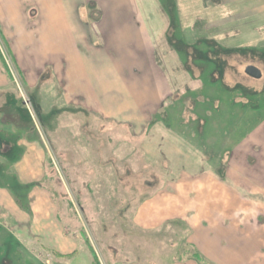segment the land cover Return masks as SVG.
Wrapping results in <instances>:
<instances>
[{
    "label": "rangeland",
    "instance_id": "rangeland-1",
    "mask_svg": "<svg viewBox=\"0 0 264 264\" xmlns=\"http://www.w3.org/2000/svg\"><path fill=\"white\" fill-rule=\"evenodd\" d=\"M34 1L15 0L13 3L20 6ZM74 1L36 0L35 3L40 6L36 21L31 19L27 26H21L18 22L15 28L10 29L11 32L4 30L5 37L12 42H1L0 26V82L5 80L8 84L6 92L0 90V132L3 118L9 128L5 133L9 145L17 143L14 141L15 134L23 137H28L25 133L38 135L36 140L40 146L36 152L44 154L43 146L47 150V181L44 185L48 193L44 196H49L46 205L52 212L48 221L65 226L61 233L57 227L55 230L43 228L41 234L35 232L37 227L31 228V212L27 205L30 202L28 194L35 184L20 186L14 180L15 172L8 169L10 161L16 160L18 156L23 158L24 154L21 153L24 147L4 159L0 152L1 187L13 196L23 211V216L15 223L7 224L0 217V264H186L187 258L201 264L203 255L200 256L197 249L194 252V248L186 247L184 241H187V229L197 228L194 220L203 224L205 220L197 217L201 214L205 216L206 213L209 214L208 223L203 224L205 228L198 225L199 233L212 227L214 243L220 242L224 233L230 244H235L239 249L245 248V260L248 263L264 264V212H259L264 203L256 201V197L264 198V185L242 189L253 199L239 203L252 207L246 209L245 217L241 220L232 212L237 209V203L230 201L228 211L232 213L222 217L219 213L221 205L224 206L222 196L215 195V198L221 199V203L217 199L215 203L209 202L206 198L211 195L210 186L213 194L222 188L217 179L224 177L225 163L244 161L249 168L255 167L254 164L259 168L264 159V139L261 138L264 134V19L262 41L258 43L247 41L257 35L253 26L239 27L246 31L238 40L247 41L239 47H236V42L227 43L223 39L212 41L209 38L219 35L218 28L205 20H199L191 44L180 42L181 37L177 34L173 36L171 32V37L158 46L161 58L164 52L170 57L173 49L177 51L182 57V62L178 60L180 66L190 74L194 72L197 84L185 87V81L182 80V84H178L182 88L177 89V83L173 82L176 75L172 73L167 87L160 84L163 90L159 94H162L163 100L156 113L150 116L152 125L149 132H152L150 134L154 139L150 141L148 154L144 152L141 155L145 140L143 143L140 138L130 139L133 133L125 124L103 120L98 114H91V109L80 106L81 98H69V95L87 93L88 87L93 85L92 75L87 74L86 68L82 66L85 62L87 67L93 64L91 59L77 51L78 43L67 44L68 52H60L65 56V62L61 60L56 52L64 45L46 41V26L52 24V14L58 12L60 3L65 7H74ZM91 1L89 5L96 4L95 0ZM211 1L197 0V6L202 7L205 2L210 4ZM9 2L2 0L7 8ZM101 2V6L108 8L110 5L111 9L117 5H125L126 8L131 0ZM152 2H137L138 6L144 4L151 7L145 8L150 22L155 20ZM160 2L173 21L174 14L170 11L173 4L167 0ZM100 12L99 8L91 13L96 18ZM78 20L86 25L92 18L88 12L85 15L79 12ZM123 37L127 38L126 35ZM158 54L156 57H159ZM133 61L142 71V79L130 69ZM125 62L131 70L128 89L123 88L126 100L135 111H143L141 101L145 98L146 88L151 87L150 100H154L157 85L164 81V78L151 74L147 67H153L154 63L162 66V61L160 58L157 61L150 58ZM248 65L259 67L262 78L254 79L247 75L245 68ZM174 66L179 69V65ZM171 67L176 70L173 65ZM164 88L168 92H164ZM155 109L156 106H151V110ZM212 111L215 119L213 125L210 124ZM133 115V130L138 131L148 116L145 113L142 118L141 114ZM88 118L92 121L90 126L93 133H98L94 137L85 133ZM85 119L86 125L83 123ZM205 120L208 129L205 128ZM13 121L20 125L16 126V131ZM158 123L164 127V134L168 132L175 139L168 140L167 148L162 151L159 143L166 147L164 143L167 140L158 138L161 137ZM111 125L114 129L104 128ZM209 128L212 129L210 135ZM99 132H102V138ZM243 135L247 138H242ZM31 140L35 142L33 138ZM130 149L138 153H127ZM174 150H177L176 154L170 152ZM158 158L169 161V165L166 164L168 170H162L161 167L157 169ZM143 160L149 163V167L143 165ZM178 163H203L198 167V173L207 167V163H212L215 180L207 187H194L192 180L188 179L190 182L187 183L191 186L183 187L182 191L173 182H166L162 186L160 183H163V178L176 175L179 180L181 174L187 176V172H180L179 168L171 170ZM230 172L228 169L223 180L233 185L239 179ZM20 173L26 177L25 171L21 170ZM246 173L254 176L256 172L249 170ZM193 174L196 177V173ZM186 193L192 194L191 204ZM190 205L192 210H198L197 217L180 220L183 213L188 215ZM211 206L212 210L209 209ZM139 212L146 215L147 219L136 217ZM38 218L43 225L47 222L44 213L38 214ZM202 237L203 233L199 239L205 242ZM70 252L75 253L67 255ZM213 259H220L219 254Z\"/></svg>",
    "mask_w": 264,
    "mask_h": 264
},
{
    "label": "crops",
    "instance_id": "crops-1",
    "mask_svg": "<svg viewBox=\"0 0 264 264\" xmlns=\"http://www.w3.org/2000/svg\"><path fill=\"white\" fill-rule=\"evenodd\" d=\"M95 1L96 2L94 3L96 4L89 5V3L92 2L91 0H75L73 2L74 7L70 5L65 7L63 6V3H60V9L58 10V12L52 14V24L49 23L46 26V35L48 37L46 41L48 43L57 44L58 46L64 45L63 47H60L56 52L58 57L61 58V60H63L64 62L65 56L60 52H64V50L65 52H68L69 47L67 44L78 43L77 51L91 59V64H93L92 67H87L86 62L82 65L84 69L86 68L87 74L92 75L93 85L88 87V92H84L83 95L82 93H79V95H69L70 100L81 98L82 101L79 102L80 106L91 109V111H89L91 114H98V116H100L103 120L107 119L110 122L125 124L127 129L130 128L132 130L133 134H130V139L140 138L142 139L143 143L145 140V149L141 148V155H143L144 152L148 154V149H150V141L154 139L150 134L152 132H149V128H151L152 125L150 116L156 113L158 106L163 100L162 94H159L160 91L163 90L160 84H165V87L168 86V84L170 83V80L168 79L171 78L170 73L176 75L173 78V82L174 84L177 83V89L182 88L180 85H178L179 83L182 84V80L185 81V87L197 84V76H195L194 72L190 74L187 71L183 70L180 66L178 60L182 62V57L177 51L172 48L173 52L170 54V57L166 56V52H164L162 58L161 54H158L160 52L158 46H161L160 44H162L163 41H167V37H171V32L173 36L177 34L181 37L180 42L183 41L184 43L191 44V37H193L195 31L197 30L198 21L205 20V22L209 25L218 28L217 33L219 35L209 38L212 41L223 39L222 41L225 40L227 43L236 42L238 44L236 47L241 46V43H245L247 41H257V43L262 41L261 30L264 19V0H212L210 4L206 3V1L205 4L202 5V7L201 5L197 6V0H187L186 2L183 0H167L170 1L174 6L173 9L170 10L174 14L173 21L170 20V16L166 13V9L161 5L160 0H153L151 4V6L153 5V12L155 13V20L153 22L149 21L146 14V10L151 7L145 6L144 4L138 6V0H131V2H129V6L126 8L125 5H117L115 8L111 9H109L110 5L108 6V8H106L105 6H101V0ZM13 2L15 3V0H10L9 6L7 8V6L2 3V0L0 1V26L2 43H7L10 41L12 42L11 39L9 40L5 37L4 30H6L7 32H11L10 29L15 28L14 25L18 22L21 23V26H27V22H29L31 19L36 21L38 18L37 16L40 13V6L35 3L36 0L31 3L29 2L24 3L20 6L18 5L19 7L14 5ZM99 8L101 11L99 17H93L91 12L95 10L97 11V9ZM79 12L83 13V15L88 12L89 16L92 18V21H90V23L86 25L82 24L81 21L78 20ZM30 23L31 22H29V24ZM241 26H253L255 34H257L256 37L255 35H253V38L251 36L247 41L238 40L242 33L244 34V31H246V29H240L239 27ZM219 28H221L220 31ZM123 35H126L127 38H124ZM212 43L213 42H211V44ZM222 47L228 48L225 45H222ZM74 48H76V46H74ZM157 49H159V51H157ZM91 54L92 56H90ZM156 54H158L159 57H156ZM150 58L155 59V61H157V59L159 58L161 59L162 66L154 63L153 67L147 68L151 74L164 78V81L159 82V84L157 85L156 99L154 100H150L151 92L149 90L151 87L149 89L146 88V93L144 95L145 98L143 99V101H141L143 111H140L139 109H136L135 111L131 103L126 100V94L123 91V88L124 90H126V88L128 89V84L130 81L129 75L131 74L130 69H132L133 73L137 74V77H141L139 79H142V71L140 72L138 64L134 61L130 63L131 68H127L128 66L126 65L125 60H147ZM167 60L168 63H166ZM171 65H173L174 68V65H179V69L175 68L176 70H174ZM1 73V75H3V72ZM0 84V90L6 92L8 90V88H6L8 84L5 82V80L1 81ZM65 91L68 94L67 90ZM164 92H168L167 88H164ZM151 106H156V109L151 110ZM143 113L148 116V119L142 121V124L144 125H142L141 129H139L138 131L133 130V126L135 123V116L133 114H141L140 116L142 118ZM213 113L214 112L212 111L210 121L211 125H213L215 121V119L213 118ZM145 122L148 123L145 124ZM83 123L84 125H86V119ZM90 123H92V121L88 118V127L87 130H84H86L85 133H89L90 137H94L98 133H96V131L93 133ZM158 124L159 128L161 127V131L159 130L161 137L158 138L160 140H167L164 143L166 147L163 146V143H159V148H161L160 151H162V149L167 148L168 140L174 141L175 139L174 137H171V134H167L168 132L164 134V132L162 131L164 130V127H162L160 123ZM207 124L208 122L205 124V128L207 127ZM16 126L20 127V125L14 122V130L16 129ZM104 128L114 129L113 125ZM153 128L154 127H152V129ZM8 129L9 128H7V121L1 118L0 152L3 155V157H1L2 159H4V157L6 158L12 156V153L15 152L16 154L17 150L21 151L23 150L22 147H24V152L21 153V155L24 154L23 158L18 156L16 160L10 161L11 164H9L8 169H11V171L13 170L15 172L16 178H14V180L20 186L35 184V187L30 189V192L28 194L30 202L27 206L29 207L31 212V228L37 227V231L35 232L37 234H41L43 228L55 230L57 227L61 233V231L65 229V226L63 224L55 223L57 225L56 226L54 223H49L48 221V218H50L49 215H51L52 212L49 211L50 209L46 205L49 196H44L48 193L44 185L45 181H47L45 179V172L47 173V167H45V164L47 166L46 148L40 143L43 146L44 154L36 152L40 145L36 140L38 138V135L36 137L34 133H25V135L28 137H23L21 136V134H15L16 139L14 141H17V143L15 145H9V142L5 140V133H7ZM210 129L211 128H209L208 131L209 135L211 134ZM34 130L37 132V129L34 128ZM99 133L102 138V132ZM209 135H207V138ZM22 138H25L24 141H22ZM32 138L35 140V142L33 143L31 140ZM242 138H247V136L244 137L243 135ZM261 138L264 139V134L261 136ZM255 150L257 151V149ZM176 151L177 150H174V152H170L176 154ZM127 153L133 155L138 152L130 149V151H127ZM33 154H35L36 156H34ZM245 155H249V153H246ZM158 160L159 161L157 162V169H159L160 167L162 168V170L169 169L166 165L167 163L169 165V161L167 162L166 159L162 160L159 158ZM142 163L143 165H148L146 167H149V163L146 164L144 160ZM202 165L203 163H178L176 167H171V170L179 168L178 170H180V172L185 173L186 171L187 173L185 175L187 176H183L180 173L181 175L178 177L179 180H177L176 175L172 176L171 178H158V180L161 179V181H163V183H160L162 184V186L165 185L166 182L175 183L179 191H182L183 187L191 186L190 183H187V181H189L188 179L192 180V182L194 183L192 185H194V187L196 185L207 187L208 184H212V182L215 180V176L212 173L214 165L212 163H207L205 165L207 167L204 168V170L202 168V171L198 173V167ZM253 166L255 167L249 168L244 161L237 162V164L228 163L226 165L225 163V167L223 169L224 173L222 175L224 177L217 179V183L220 184V187L222 188L220 189V191L213 194L212 187H209L211 188L209 190L211 192V195L207 192L209 195L206 196L209 202L212 201L213 203H215L216 199L218 200V202H220L221 199L219 197L215 198V195L222 196L224 206L221 205V208L219 210V213L222 217H226L233 212L234 215H236L237 218L241 220L242 217H245V212H247L246 209L250 210L252 208L250 204L239 205V203L247 202L242 200L253 199L249 194L244 193L242 189L246 188L247 186L261 187L262 185H264V159H262V165L260 164L259 168H257L255 164ZM228 169L231 170V174L233 173V175H237H234V178L239 179L237 183H234L233 185L226 184L225 180H223L227 175ZM21 170L25 171L26 177H24V175L20 173ZM249 170H254L256 172L255 175L252 176L250 174H247L246 171ZM193 173H196V177ZM191 195V193H186L185 195L186 197H189V201L191 200V198H193ZM230 201L232 203L238 204L236 205L237 209L234 211L232 210V212L228 211V205ZM256 201H263L264 203V198L256 197ZM191 203L192 200L190 204ZM191 208L192 205L189 206L188 215L183 213L186 217H184L182 214V217H180L179 219L187 221L188 218H194L196 213H198V210H192ZM209 209L212 210L213 207L211 206L209 207ZM260 209L261 210L259 212L263 213L264 206H261ZM37 212L38 214L44 213V215L46 216L47 222L44 225L40 223V218H38ZM207 215L209 214L206 213L205 216L201 214L199 217H195H197V219L200 218L205 220L203 224L207 225ZM22 216V207L20 205H17V201L13 198V196L11 197V195L1 187L0 183L1 220H4L7 224H10L13 222L15 223ZM136 217L142 220L147 219L146 215L142 214L141 212H139L138 216ZM194 222L197 228L192 229V227H187V241H184V245L186 247H189V249L194 248V252L197 249L200 253V256L203 255L202 260L200 261L201 264H214L215 262H217L215 264H250L245 260L247 258L245 256V248L239 249L236 248L235 244H230L228 242L226 234L224 235V233H222L220 242H218L217 244L214 243L215 233L213 231V228L207 227L204 231H200V234L198 232V225L204 226L203 228H205V225H200L199 222L195 220ZM202 233V238L205 240V242L199 239ZM232 245L234 246V248H232ZM203 250H205L206 252H203ZM58 253L65 256V254H63L62 252L60 253V251H58ZM74 253L75 252H70L67 255H73ZM218 254L220 256V259L215 261L213 258L215 256H218ZM187 259L189 260H185L187 262H185L186 264H199L198 261L190 258Z\"/></svg>",
    "mask_w": 264,
    "mask_h": 264
},
{
    "label": "water",
    "instance_id": "water-1",
    "mask_svg": "<svg viewBox=\"0 0 264 264\" xmlns=\"http://www.w3.org/2000/svg\"><path fill=\"white\" fill-rule=\"evenodd\" d=\"M247 75L254 77V78H261L262 71L255 65H248L245 69Z\"/></svg>",
    "mask_w": 264,
    "mask_h": 264
},
{
    "label": "trees",
    "instance_id": "trees-1",
    "mask_svg": "<svg viewBox=\"0 0 264 264\" xmlns=\"http://www.w3.org/2000/svg\"><path fill=\"white\" fill-rule=\"evenodd\" d=\"M198 52V51H197ZM201 52L199 51V54H200Z\"/></svg>",
    "mask_w": 264,
    "mask_h": 264
}]
</instances>
